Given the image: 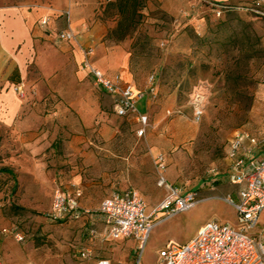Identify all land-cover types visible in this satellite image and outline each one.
I'll list each match as a JSON object with an SVG mask.
<instances>
[{"label":"rangeland","instance_id":"1","mask_svg":"<svg viewBox=\"0 0 264 264\" xmlns=\"http://www.w3.org/2000/svg\"><path fill=\"white\" fill-rule=\"evenodd\" d=\"M109 1L0 0V8L51 22L50 36L40 43L44 52L60 44L95 48L90 32L102 28L100 43L125 53L126 78L142 96L136 109L148 118L144 136L137 137L134 118L115 115L113 99L79 73L73 55L69 68L54 74L49 66L40 72L28 64L21 79L13 70L23 96L0 82L3 114L17 106L13 123L0 121V255L6 264H135L140 252L133 240L92 238L86 219L58 223L47 214L54 191L73 186L81 190L79 205L91 212L127 189L141 195L149 212L166 194L157 186L159 155L167 182L203 201L155 226L139 264H154L158 248L168 240L186 242L209 219L235 224L234 210L220 200L236 192L225 179L226 152L238 132L264 138V3L255 17L252 0L220 1L231 4L225 9L215 0H146L140 25L115 44L105 40L116 20L105 11ZM71 11L75 41L58 42L54 33L66 27ZM4 61L0 54V70ZM94 227L101 233L98 223ZM15 232L23 243L14 241Z\"/></svg>","mask_w":264,"mask_h":264},{"label":"built area","instance_id":"2","mask_svg":"<svg viewBox=\"0 0 264 264\" xmlns=\"http://www.w3.org/2000/svg\"><path fill=\"white\" fill-rule=\"evenodd\" d=\"M253 1L257 5L264 3V0ZM252 11L261 15L259 10ZM65 22L66 27L55 33V40L62 43L74 42L76 34L70 25L69 13L66 14ZM48 23L47 18H42L39 26L45 28ZM79 50V69L92 78L95 86L113 99L115 115L132 116L137 124L136 136H144L148 118L136 109L141 94L119 74L107 76L95 67L92 62V46L79 47ZM13 87L17 94L23 96L22 82ZM195 118L199 120L200 112L195 113ZM226 160L228 164L225 179L236 192L234 196L226 195L220 200L234 210L235 224L209 219L186 242L168 240L158 248L155 251L154 264H264V225L260 226V215L264 212V138L255 141L244 132L236 133L226 152ZM164 163L162 156L154 158V165L160 173L157 186L164 189L166 194L149 212H146L147 206L141 195L133 189L110 194L91 212L79 205L81 190L73 186L70 191H54L47 217L58 223L86 219L89 224L86 233L92 238L133 240L140 252L135 263L139 264L140 255L155 226L188 212L203 201L195 191H181L170 185L161 175L165 169ZM214 182L212 180L210 184ZM96 223L99 224L101 233L94 227ZM4 233L1 230L0 236ZM12 236L16 243H23L24 236L21 233L15 232ZM80 259L88 261L89 251L80 252ZM0 264H6L1 255ZM94 264L110 263L98 261Z\"/></svg>","mask_w":264,"mask_h":264},{"label":"crops","instance_id":"3","mask_svg":"<svg viewBox=\"0 0 264 264\" xmlns=\"http://www.w3.org/2000/svg\"><path fill=\"white\" fill-rule=\"evenodd\" d=\"M215 1L220 2L225 0ZM75 15V11H71L69 14V20L72 24L77 23ZM50 25L51 22L45 28H41L39 22L36 23L34 15L28 14L22 9L16 7L0 8V54L5 57L4 64L0 70V82L5 81L7 84L13 86L14 84L11 83V72L17 70L19 77L23 79L22 69H24V75H26L28 64L33 65L40 72H42L41 66H49L51 74L66 70L69 68L66 61L72 59V55L76 59L79 73L87 76L79 69L80 50L78 45L69 47L60 44L58 50H47L46 52L42 50L40 43L42 39L50 36L48 35V32L51 31ZM90 34L93 37V43L96 44L92 59L93 65L107 76L119 74L125 82H130V79L126 78L128 75L127 57L123 50L118 47L106 48L103 46L100 43L103 36L102 28L97 25L93 27ZM72 43L70 42V44ZM70 69L72 71L75 69L74 64H71ZM3 103L5 104L7 101L0 97V121L5 125L13 123L17 106L14 105L10 113L3 114L1 111ZM25 263L30 262L22 264Z\"/></svg>","mask_w":264,"mask_h":264},{"label":"trees","instance_id":"4","mask_svg":"<svg viewBox=\"0 0 264 264\" xmlns=\"http://www.w3.org/2000/svg\"><path fill=\"white\" fill-rule=\"evenodd\" d=\"M252 10H261L260 6L257 5L253 0L250 2ZM146 0H112L107 2L105 11L109 15L115 16V26L108 28L105 35V40H109L116 43H119L126 38L130 37L136 28L140 25L142 16V10L144 9ZM215 4L224 6V9L231 7L229 3L215 2ZM255 17H261V15L254 13ZM11 83L14 85L19 83V80L14 81L11 78Z\"/></svg>","mask_w":264,"mask_h":264}]
</instances>
